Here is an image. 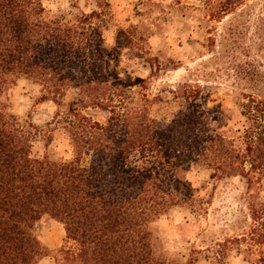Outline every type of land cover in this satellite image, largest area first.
<instances>
[{"label":"trees","instance_id":"obj_1","mask_svg":"<svg viewBox=\"0 0 264 264\" xmlns=\"http://www.w3.org/2000/svg\"><path fill=\"white\" fill-rule=\"evenodd\" d=\"M49 1L0 0V264H40L48 255L35 234L43 216L61 223L75 243V251L61 249L73 264H182L157 248L155 222L173 207L198 202L187 174L199 169L214 180L238 176L246 194L249 231L218 246L246 243L264 261V200L250 192L252 174L264 178V96H245L243 120L229 136L212 126L199 88L187 83L170 88L181 106L170 118L157 117L150 105L164 103L159 92L150 99L108 75L101 29L109 3L92 0L86 12L70 0L78 13L65 19L47 15ZM214 4L216 16L233 13L227 23L238 33L260 7L253 28L264 37V0L240 9L241 0ZM19 77L40 87L38 102L50 99L58 108L76 92V106L53 117L68 137V158L33 154L32 126L20 123L4 98ZM52 140L48 135L45 146Z\"/></svg>","mask_w":264,"mask_h":264},{"label":"rangeland","instance_id":"obj_2","mask_svg":"<svg viewBox=\"0 0 264 264\" xmlns=\"http://www.w3.org/2000/svg\"><path fill=\"white\" fill-rule=\"evenodd\" d=\"M69 1L45 2L51 9L47 15L62 13L65 19L74 18L78 9L69 6ZM74 1L86 12L88 5H94L92 0H87L85 7L84 0ZM106 1L107 23L101 31L110 79H120L126 88L145 92L150 99L159 92L164 103L153 101L150 109L160 118H170L181 106L170 92L171 86L187 83L198 87V101L212 126L227 136L235 134L243 120L239 103L246 101L249 94L264 96V37L253 28L260 7L256 6L247 19V29L241 28L238 33L229 30L227 22L232 12L213 14L217 0ZM261 1L241 0L237 9L244 3ZM238 22L242 24L243 20ZM117 38L119 44L115 42ZM125 39L131 42L127 44ZM40 93L38 85L19 77L9 85L4 98L20 123L32 126L29 131L33 154L47 151L54 157L68 158V137L53 117L58 110L63 113L76 106V92L70 90L59 108L50 99L38 102ZM84 112L104 120L100 111ZM48 135L53 140L45 146ZM252 175L250 192L255 199L264 200V178ZM187 181L199 195L198 202L194 206L173 207L155 222L157 248L163 255L182 264H264L258 260V248L250 251L246 243L239 248L235 243H228L227 248L217 244L241 237L251 225L246 217V194L238 185V176L214 180L208 170L199 169L188 173ZM35 234L48 251L40 264H73L64 260L61 253V249L76 248L75 243L66 240L61 223L43 216L35 225ZM217 251H224L226 256H218Z\"/></svg>","mask_w":264,"mask_h":264}]
</instances>
